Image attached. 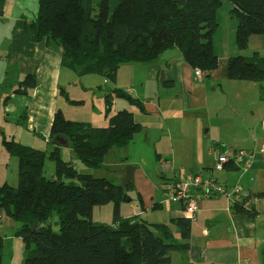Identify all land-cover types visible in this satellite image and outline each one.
Segmentation results:
<instances>
[{
    "label": "crops",
    "instance_id": "1",
    "mask_svg": "<svg viewBox=\"0 0 264 264\" xmlns=\"http://www.w3.org/2000/svg\"><path fill=\"white\" fill-rule=\"evenodd\" d=\"M222 6L217 10L219 28L214 36V52L219 60L215 70L198 78L181 48L173 46L151 62L122 64L112 82L113 91L109 86L108 94L123 90L139 101L140 106L126 102L119 107L133 112L142 131L127 146L113 147L104 157L102 167L114 149L120 160L105 162L108 168L114 167L115 176L104 177L119 185L125 168H136L134 182L123 186L127 198L119 206L120 216L170 226L173 241L190 245L189 249L173 252L171 264H264V198L251 200L258 212L256 217L237 214L224 195L203 199L191 221L189 239L177 225L185 218L183 207L169 201L174 180L193 171H205L204 175L218 178L227 188L239 185L244 193L264 192V82L229 78L231 59L253 54L239 50L234 43L237 20L232 15L233 4L228 14ZM226 16L236 20H230L227 43V27H222ZM38 17L39 0H0V139L2 144L5 139H14L48 154L57 147L50 140L57 111L68 120L102 126L91 122V117H69L65 106H60V99L65 105L81 101L68 93L76 70L67 61L63 46L48 37L39 38ZM254 38H250L249 47ZM260 49L256 52L264 56ZM28 75L36 77V86L18 92ZM25 127L35 136L23 133ZM231 151L253 153L252 167L242 172L229 164L222 171H212L218 157ZM60 153L81 173L95 175L70 147L60 148ZM106 206L111 221L107 224H111L114 206ZM15 223L0 211L3 241L5 225L13 227Z\"/></svg>",
    "mask_w": 264,
    "mask_h": 264
},
{
    "label": "trees",
    "instance_id": "2",
    "mask_svg": "<svg viewBox=\"0 0 264 264\" xmlns=\"http://www.w3.org/2000/svg\"><path fill=\"white\" fill-rule=\"evenodd\" d=\"M229 1L237 20L236 43L243 51L252 36L264 35V0ZM221 6L222 0H39L38 35L63 46L67 61L78 74L96 73L110 82L115 81L122 64L151 62L173 46L181 48L192 68L208 73L219 65L214 36ZM229 78L264 82V56L255 52L251 57H233ZM36 84V77L28 75L18 92ZM114 94L140 106L125 91L115 90L105 97L108 111ZM106 116L109 125L95 128L90 123L68 120L59 110L50 140L65 136L83 164L99 168L113 147L127 146L142 131L127 109ZM3 144L19 159V180L16 185H0V211L21 225L16 234L25 245L23 264H171L173 252L190 248L173 241L166 224L122 219L119 206L127 198L124 187L105 177L81 173L64 160L59 147L47 154L14 139H5ZM231 152L226 166L242 171L235 162L236 155L252 153ZM48 158L55 164L52 178L46 176ZM248 195L246 201L264 198V192ZM108 204L114 206L113 222H94L95 207ZM244 204L234 206L237 214L258 215L252 204L251 210ZM55 214L59 232L50 224ZM35 222L38 227L33 231ZM177 225L189 239L191 220L183 218ZM2 242L0 237V246Z\"/></svg>",
    "mask_w": 264,
    "mask_h": 264
},
{
    "label": "rangeland",
    "instance_id": "3",
    "mask_svg": "<svg viewBox=\"0 0 264 264\" xmlns=\"http://www.w3.org/2000/svg\"><path fill=\"white\" fill-rule=\"evenodd\" d=\"M226 3V4H225ZM231 2L226 0L223 4V10L226 14L229 13ZM224 23L222 27L226 26V43L229 41V29H230V20L236 21L232 17H223ZM237 22V21H236ZM235 22V23H236ZM234 43L235 35L233 36ZM263 46V47H262ZM260 49L259 52L264 54V36H255V38L252 40V44L250 45L249 49L247 48L244 52H250L254 53L257 49ZM243 54V53H242ZM241 55V54H239ZM84 75V74H83ZM72 86L68 87V93L71 97H74L77 100H81L80 103H69L65 105V102L60 99V106H65L64 110L67 113L69 117H75V118H93L91 122H94L95 124H100L102 127L103 125L108 123L109 117L106 115H114L112 114L115 109L117 110H123V108L127 107H119L122 103L130 102L129 100H126L125 98L114 96L111 99L110 103V110H107V102H106V94L109 92V86L111 87L113 91V84L110 82L106 77L100 76L96 73H88L84 76H81L76 72V75L72 76ZM67 95L63 96L65 99ZM79 104V106H78ZM109 124V123H108ZM23 133L26 135H33L35 134L29 129L24 128L22 130ZM259 131H261L259 129ZM10 130H8V133L10 134ZM262 136H264V132L262 131ZM257 135H255V138ZM43 140V139H42ZM46 145V144H45ZM116 153V150L114 149L113 152L109 155L108 158H106V163L111 162H120L118 160V156ZM104 165L101 166L98 169H93L94 176L96 178H102L104 176H115L113 175V166H107ZM46 176L48 178H52L55 171V164L53 161H51L49 158L46 161ZM126 169V168H125ZM19 159L16 156L11 155L6 148H4L3 144L1 143L0 139V184H3L5 182H8L9 184H17L19 180ZM126 175V174H125ZM135 175V173H134ZM122 181V180H121ZM121 181H117V183L121 184ZM134 182L133 181L129 184V186ZM175 182V180H174ZM173 185V184H172ZM171 185V187H172ZM171 187L169 189H171ZM169 194V193H168ZM111 207V206H110ZM107 206H98L95 207L94 215H93V221L94 222H103V223H110L109 214H107ZM50 224L53 226V229L56 232L60 231L59 226V217L55 214L50 219ZM19 223H15V226L10 227L5 225V230L3 232L4 241L2 242V245L0 246V262L1 264H23L26 257L25 252V245L20 237L17 236L18 228H20Z\"/></svg>",
    "mask_w": 264,
    "mask_h": 264
},
{
    "label": "built area",
    "instance_id": "4",
    "mask_svg": "<svg viewBox=\"0 0 264 264\" xmlns=\"http://www.w3.org/2000/svg\"><path fill=\"white\" fill-rule=\"evenodd\" d=\"M198 78L203 77L201 70H196ZM231 153L224 152L219 157L214 166L215 171L224 170L225 166L231 160ZM253 153L246 154L240 152L235 157V162L241 167V170L248 171L253 164ZM205 171L188 172L186 175L178 178L170 189L169 201L171 204H180L183 207L185 218L194 220L200 210V202L203 199L224 195L230 199L233 206L245 203L246 209L251 208V201H246L248 193H244L239 185L227 188L219 179L214 176L204 175ZM251 210V209H250Z\"/></svg>",
    "mask_w": 264,
    "mask_h": 264
},
{
    "label": "water",
    "instance_id": "5",
    "mask_svg": "<svg viewBox=\"0 0 264 264\" xmlns=\"http://www.w3.org/2000/svg\"><path fill=\"white\" fill-rule=\"evenodd\" d=\"M52 143L56 145L59 148H68L69 147V141L65 136H56L53 140ZM136 168L128 165L125 169V176L121 181V186H128L134 179V173H135ZM38 227V223H34L33 231H35Z\"/></svg>",
    "mask_w": 264,
    "mask_h": 264
}]
</instances>
